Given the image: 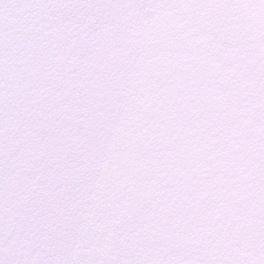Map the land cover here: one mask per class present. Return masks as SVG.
Masks as SVG:
<instances>
[{"label":"snow or ice","instance_id":"1","mask_svg":"<svg viewBox=\"0 0 264 264\" xmlns=\"http://www.w3.org/2000/svg\"><path fill=\"white\" fill-rule=\"evenodd\" d=\"M0 264H264V0H0Z\"/></svg>","mask_w":264,"mask_h":264}]
</instances>
